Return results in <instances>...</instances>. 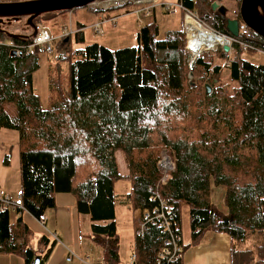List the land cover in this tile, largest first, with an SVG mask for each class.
I'll use <instances>...</instances> for the list:
<instances>
[{
  "label": "trees",
  "instance_id": "obj_1",
  "mask_svg": "<svg viewBox=\"0 0 264 264\" xmlns=\"http://www.w3.org/2000/svg\"><path fill=\"white\" fill-rule=\"evenodd\" d=\"M179 1L211 29L229 32L227 13L213 8L220 0ZM1 25L0 131L20 137L22 202L15 221L0 205V255L47 264L53 241L36 237L22 215L39 219L56 208L58 194L68 193L79 213L90 216L106 264H118L114 185L128 178L132 189L124 203L134 211L153 213L160 200L173 208L181 257L170 264H184L186 252L207 233L230 238L231 264H264V66L243 59L242 51L230 57L223 49L202 53L192 70L184 28L160 37L155 24L143 26L138 46L120 50L92 44L73 51L66 38L68 86L51 77V102L43 109L33 80L39 51L26 50L34 38L16 36L10 42ZM76 38L84 43V32ZM253 43L264 51L262 38ZM225 68L236 87L224 81ZM118 151L126 176L119 171ZM164 151L176 169L162 186ZM4 164L10 165V155ZM214 188L225 191V211L213 202ZM185 206L189 244L183 241ZM166 240L161 227H147L144 237H136V264H169L160 259L172 251Z\"/></svg>",
  "mask_w": 264,
  "mask_h": 264
},
{
  "label": "rangeland",
  "instance_id": "obj_2",
  "mask_svg": "<svg viewBox=\"0 0 264 264\" xmlns=\"http://www.w3.org/2000/svg\"><path fill=\"white\" fill-rule=\"evenodd\" d=\"M221 5L213 4L214 8L226 12L229 20H238L237 17L240 15L241 3L238 0H220ZM179 0H155V5H166V4H178ZM7 4V3H0ZM148 5H136L133 2L131 4L122 5L116 7L109 12H94L89 7L83 9H77L74 11H53L42 13L36 20L34 27L28 22V16H20L18 19H14L8 16L1 17V27L7 32L8 35L21 36V37H34L35 27L43 28L50 32L57 40L53 42L54 48L53 53H47L39 50L38 58L40 68L33 76L34 87L40 96L41 106L43 109L49 108L52 94L49 90V83L51 77L59 78L62 82L63 87L68 86V72L69 62L62 60L61 52H66L63 46V41L58 40L60 37L70 35L67 37L70 41V47L73 51L84 48L88 45L99 44L105 46L111 50H120L125 48H135L138 46L137 34L143 26H149L155 24L158 28L160 37H163L167 32L181 31L184 28V14L180 10H176L175 14L167 13L164 8L157 7L155 10H151L150 16L147 15L145 8ZM216 9V10H217ZM260 16L264 17V11H260ZM116 18L117 24L112 26L109 22L102 24L101 33L98 34L94 30V25L101 22L102 18ZM80 26H84V40L85 42L79 44L76 38V32ZM74 32V33H71ZM11 38L8 37V41L11 42ZM62 46L64 49H62ZM66 46H68L66 44ZM37 50V49H36ZM212 54H216L213 52ZM230 57H234V54H230ZM241 57L248 62L256 66H264V51H250L243 52ZM220 64H225L223 60L219 61ZM223 79L230 87H236V83L231 81L230 72L227 68L223 71ZM192 82L193 76L190 75ZM211 88V87H210ZM14 133V132H13ZM18 135L17 132H15ZM166 152V151H164ZM167 153V152H166ZM169 156V155H168ZM121 157V158H120ZM122 156H118L119 171L122 175L127 174V167L125 160H121ZM132 189L131 180L128 178H122L117 180L114 185L115 203H116V222L119 230L120 238V249H119V263L128 264L131 256L135 253L136 249V237H137V222L136 212L124 203V198L127 196ZM224 189L214 188L213 189V202L216 206L224 210ZM12 219L14 213L11 211ZM84 215V214H83ZM182 215L184 218V242L190 238V224H189V209L187 206L182 209ZM82 219H86L84 226L89 223V220L82 216ZM83 228V226H82ZM91 235L88 237L84 246L86 251L82 253V257H89L96 260V256L92 253L89 242L94 243L98 249L104 251L103 245L98 243L90 229L86 230ZM85 234V233H84Z\"/></svg>",
  "mask_w": 264,
  "mask_h": 264
},
{
  "label": "crops",
  "instance_id": "obj_3",
  "mask_svg": "<svg viewBox=\"0 0 264 264\" xmlns=\"http://www.w3.org/2000/svg\"><path fill=\"white\" fill-rule=\"evenodd\" d=\"M35 1L40 0H0V3H29ZM103 19L106 20L104 17L101 21ZM108 19H112V17ZM116 24L117 21L112 26ZM80 28L81 26L78 29ZM64 48L66 49V47ZM64 48L62 47V49ZM21 150L19 134L16 135L15 131H0V196L9 197L13 203L19 206L22 202ZM7 155H10V165L8 167L4 164ZM119 155L122 156L121 160L124 161L123 153L118 151L116 153L117 162ZM128 172L127 169V174ZM9 209H12L11 211L14 213L13 221H15L18 217L16 210L14 208ZM82 216H85L89 220V223L85 226L86 219H82ZM22 217L36 237L47 236L53 241L52 253L47 264H106L105 252L98 249L94 243L89 242V247L96 256V260L81 256L86 251L84 246L88 245L86 241L89 239L88 237L91 233L89 232L88 234L86 230L91 227L92 231V221L90 216L79 213L76 198L72 194L65 193L56 196V208L46 212L45 217L47 221L45 224H41L36 217L27 212ZM53 234H56L58 239H53ZM185 243L189 244L190 238ZM230 245V238L227 235L207 233L199 246L193 247L186 252L184 264H231ZM70 252L75 253L76 256L72 262H67L66 259ZM0 264L25 263L21 257L16 255H0Z\"/></svg>",
  "mask_w": 264,
  "mask_h": 264
},
{
  "label": "built area",
  "instance_id": "obj_4",
  "mask_svg": "<svg viewBox=\"0 0 264 264\" xmlns=\"http://www.w3.org/2000/svg\"><path fill=\"white\" fill-rule=\"evenodd\" d=\"M134 3L136 5H148L145 8L147 15L150 16L151 10L156 9L157 7H162L169 14H175L176 10H180L184 14V31L187 39V50L191 54L190 67L194 66L196 59L204 52H217L219 50H225V48H229L230 54H235L238 51L250 52V51H260L261 48L257 47L253 41L256 38V34L248 28L242 21H239L238 24V32L237 34H232L230 31L226 33H218L215 30L211 29L207 24L203 23L197 13L188 11L184 8L182 1L178 4H166V5H155V0H97L95 3L89 6V8L94 12H105L111 8L119 7L122 5H127ZM217 5H221L220 2H214ZM213 3V4H214ZM214 8V6H213ZM217 8H214L216 10ZM219 9V8H218ZM217 9V10H218ZM109 22L114 25L116 23L115 18L112 19H103L100 23L94 25V30L96 33H101V26L103 23ZM83 30V29H82ZM78 29L77 32L82 31ZM203 31L211 34L215 39L221 40L219 45L213 46L211 48L204 47L197 50L195 45H192L191 39L195 37L197 32ZM76 32V33H77ZM74 33V32H71ZM70 35H66L64 37H60L58 40L60 42L64 41ZM33 43L26 49L28 53H35L36 51H44L47 53H53L54 48L52 46L53 42L57 39L54 36L44 30L43 28L35 27V34L33 37ZM37 49V50H36ZM67 56L66 52H61V57L65 58ZM225 66L227 68L230 67V62H226ZM159 168L162 172V177L160 181V185L164 186L167 184L170 174L175 171L176 165L172 161V159L168 156L166 152L162 153V158L159 162ZM0 205L5 208H14L15 210L20 206L13 203V201L9 197L0 196ZM173 208L162 200H160V208L155 210L153 213L149 210H137L136 211V222L138 226L137 236L144 237L147 227L151 225H157L161 227L165 234L168 236V240H166V244H172V251L165 252L160 254V259L163 261H168L170 264L173 260H177L181 257V244L179 243L180 239L178 235L173 231V222L174 217L171 215ZM41 224H45L47 219L45 216H41L39 219ZM53 239H58L56 234L52 235ZM75 253L70 252L67 262H72L75 257ZM137 256L134 253L128 264H136Z\"/></svg>",
  "mask_w": 264,
  "mask_h": 264
},
{
  "label": "water",
  "instance_id": "obj_5",
  "mask_svg": "<svg viewBox=\"0 0 264 264\" xmlns=\"http://www.w3.org/2000/svg\"><path fill=\"white\" fill-rule=\"evenodd\" d=\"M97 0H40L29 3H10L0 4V18L2 16L18 19L20 16H28L29 24L34 27L35 20L42 14L53 11H74L89 7ZM264 11V0H242L240 17L241 21L248 26L257 36L264 40V17L260 16V11ZM1 22V20H0ZM239 21L228 22V29L232 34H237ZM11 39L16 36L9 35ZM228 53L229 48H225ZM195 64V63H194ZM194 66L191 67L193 70ZM208 93H211L210 86L207 87ZM227 221V220H226ZM41 259L37 258L34 264H40Z\"/></svg>",
  "mask_w": 264,
  "mask_h": 264
},
{
  "label": "bare ground",
  "instance_id": "obj_6",
  "mask_svg": "<svg viewBox=\"0 0 264 264\" xmlns=\"http://www.w3.org/2000/svg\"><path fill=\"white\" fill-rule=\"evenodd\" d=\"M192 45H195L197 47V50L200 47L203 49L204 47L211 48L213 46L219 45L221 43V40L215 39L211 34L199 31L195 35L194 38L191 39Z\"/></svg>",
  "mask_w": 264,
  "mask_h": 264
}]
</instances>
